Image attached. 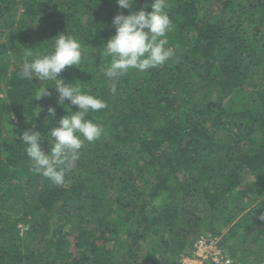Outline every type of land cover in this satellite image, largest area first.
Wrapping results in <instances>:
<instances>
[{
  "label": "trees",
  "instance_id": "16d2710c",
  "mask_svg": "<svg viewBox=\"0 0 264 264\" xmlns=\"http://www.w3.org/2000/svg\"><path fill=\"white\" fill-rule=\"evenodd\" d=\"M168 5L174 57L113 93L104 41L129 9L0 0V264H182L202 234L232 264H264V0ZM60 33L84 53L60 77L107 107L89 113L104 133L58 186L31 170L20 136L39 131L47 152L50 128L78 108L57 103L54 81L18 74L25 51L45 54ZM40 87L51 95L36 99Z\"/></svg>",
  "mask_w": 264,
  "mask_h": 264
},
{
  "label": "clouds",
  "instance_id": "9594fccd",
  "mask_svg": "<svg viewBox=\"0 0 264 264\" xmlns=\"http://www.w3.org/2000/svg\"><path fill=\"white\" fill-rule=\"evenodd\" d=\"M116 3L120 9L130 11L127 15L120 11L113 17L115 32L104 41L103 55L110 58V62L101 68V72L110 81L109 87L113 93L117 90V81L131 70L147 72L164 65L175 55V49L168 40V33L174 27L167 12L168 0H151L147 6L150 11L145 8L134 10L135 0H116ZM83 55L82 45L77 38L60 33L55 36L51 50L45 54L36 55L31 48L25 51L18 74L21 79L31 82L33 78L43 82L54 81L58 92L57 103L78 108L77 111H67V115L50 128L51 146L47 152L41 147L44 139L39 131H24L20 136L26 145L31 170L58 186L65 183L66 172L80 158V150L85 142H94L104 133L103 126L88 119V115L105 109L107 102L60 77L66 67L80 66ZM49 95L48 87H40L34 97L40 99ZM40 111L43 109L39 108ZM47 111L55 115L53 106L50 105Z\"/></svg>",
  "mask_w": 264,
  "mask_h": 264
},
{
  "label": "built area",
  "instance_id": "2783aa9c",
  "mask_svg": "<svg viewBox=\"0 0 264 264\" xmlns=\"http://www.w3.org/2000/svg\"><path fill=\"white\" fill-rule=\"evenodd\" d=\"M194 257H187L182 260V264H232V259L223 252L217 244V238L210 234L200 235L193 244Z\"/></svg>",
  "mask_w": 264,
  "mask_h": 264
},
{
  "label": "rangeland",
  "instance_id": "374dc122",
  "mask_svg": "<svg viewBox=\"0 0 264 264\" xmlns=\"http://www.w3.org/2000/svg\"><path fill=\"white\" fill-rule=\"evenodd\" d=\"M24 229H25V228L21 229V233L24 231ZM189 258H190V257H189ZM183 259H187V257H183ZM183 259H182V260H183ZM190 262H191L190 264H197L196 262H192V261H190Z\"/></svg>",
  "mask_w": 264,
  "mask_h": 264
}]
</instances>
